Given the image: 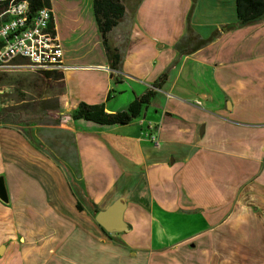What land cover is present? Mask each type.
Segmentation results:
<instances>
[{
    "label": "crops",
    "instance_id": "0c3cea01",
    "mask_svg": "<svg viewBox=\"0 0 264 264\" xmlns=\"http://www.w3.org/2000/svg\"><path fill=\"white\" fill-rule=\"evenodd\" d=\"M189 6L124 4L115 71L92 0H50L64 68L34 71V88L57 100L72 152L0 121V264H264V19L178 55ZM235 22L234 0H196L189 19L203 39ZM165 71L127 124L62 119L79 102L123 111ZM120 199L126 229L106 232L95 215Z\"/></svg>",
    "mask_w": 264,
    "mask_h": 264
},
{
    "label": "trees",
    "instance_id": "16d2710c",
    "mask_svg": "<svg viewBox=\"0 0 264 264\" xmlns=\"http://www.w3.org/2000/svg\"><path fill=\"white\" fill-rule=\"evenodd\" d=\"M23 0H0V14L4 12L9 4L12 2ZM29 6V14H34L39 8L43 6L50 7V0H24ZM140 1V0H138ZM196 0H190V6L186 15V32L183 38L175 44L178 55L186 54L194 51L201 45L214 39L220 31L229 30L235 27H242L264 19V0H234L236 11V22L233 24H225L220 29H215L207 38H197L189 25V19ZM92 9L95 21L101 36L102 44L108 61V66L111 70H120L122 56L119 50L112 46L108 40V33L118 25L121 21L125 7L122 0H92ZM7 20L6 16H2L0 21ZM51 28H54L53 21L50 22ZM191 43V45H190ZM173 61V63H175ZM43 76L52 79L61 78V74L55 70L39 71ZM166 77V71L162 73L152 84V89H147L139 97L135 98L125 110L118 112H106L104 104H87L79 102L75 109L69 114L72 120L83 119L92 121L102 125H124L129 123L134 118L138 117L141 110L149 103V100L154 95L155 90L159 89ZM54 110L57 108V100L49 99L48 102ZM3 111L0 109V114ZM59 117V116H58ZM2 117L0 115V121ZM58 118L55 123L58 124ZM77 207L81 209L79 204ZM96 212V211H94Z\"/></svg>",
    "mask_w": 264,
    "mask_h": 264
},
{
    "label": "built area",
    "instance_id": "2783aa9c",
    "mask_svg": "<svg viewBox=\"0 0 264 264\" xmlns=\"http://www.w3.org/2000/svg\"><path fill=\"white\" fill-rule=\"evenodd\" d=\"M27 1L11 2L0 14V72L62 70V48L50 22V7L29 14ZM70 116H64L63 121ZM154 140V138H151Z\"/></svg>",
    "mask_w": 264,
    "mask_h": 264
},
{
    "label": "rangeland",
    "instance_id": "374dc122",
    "mask_svg": "<svg viewBox=\"0 0 264 264\" xmlns=\"http://www.w3.org/2000/svg\"><path fill=\"white\" fill-rule=\"evenodd\" d=\"M135 1L122 0L126 7H131ZM172 4L170 3L168 9L174 6ZM55 5L63 6L60 2H54ZM33 73L34 71L26 69L0 73V109L3 111L0 114L1 121L24 126L35 125L39 141L48 145L57 155L67 158L72 152L70 138L56 129L55 121L59 115L48 105L49 99H42L41 92L35 91L40 83L37 74ZM17 75L21 77L18 78Z\"/></svg>",
    "mask_w": 264,
    "mask_h": 264
},
{
    "label": "water",
    "instance_id": "95a60500",
    "mask_svg": "<svg viewBox=\"0 0 264 264\" xmlns=\"http://www.w3.org/2000/svg\"><path fill=\"white\" fill-rule=\"evenodd\" d=\"M0 200L2 202L8 201L7 190L5 187L4 179L0 176ZM123 201L116 200L105 210H100L95 215V221L106 232H121L126 229V224L123 220Z\"/></svg>",
    "mask_w": 264,
    "mask_h": 264
}]
</instances>
